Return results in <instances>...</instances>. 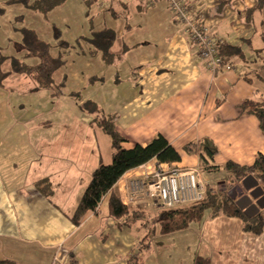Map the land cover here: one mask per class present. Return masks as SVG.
I'll return each mask as SVG.
<instances>
[{
	"label": "crops",
	"instance_id": "0c3cea01",
	"mask_svg": "<svg viewBox=\"0 0 264 264\" xmlns=\"http://www.w3.org/2000/svg\"><path fill=\"white\" fill-rule=\"evenodd\" d=\"M186 1L192 7L190 17L222 36L226 45L242 48V59H229L239 70L220 68L211 73L167 0L151 8L139 0H109L115 10L131 12L140 21L124 29L132 34L123 51L129 54L126 69L133 68L134 92L110 114L127 138V148L147 145L163 135L182 156L170 164L200 169L199 157L186 153L184 147L204 140L217 148L216 164L228 160L250 164L264 152V135L257 118L244 112L241 104L264 97V63L255 59V50L264 53V4L258 7L259 0ZM95 139L54 143L0 139V261L159 264L153 240L148 239L150 246L144 243L147 233L139 220L103 217L102 203L101 212H87L80 224L72 221L92 171L100 162L112 160L111 137L97 133ZM130 171L113 187L123 201ZM42 179L48 180L50 192L38 190L36 184ZM138 194L137 205L146 209L132 208L160 210L145 199V191ZM252 240L256 241L254 236ZM259 243L263 246L264 239Z\"/></svg>",
	"mask_w": 264,
	"mask_h": 264
},
{
	"label": "rangeland",
	"instance_id": "374dc122",
	"mask_svg": "<svg viewBox=\"0 0 264 264\" xmlns=\"http://www.w3.org/2000/svg\"><path fill=\"white\" fill-rule=\"evenodd\" d=\"M7 1L0 0V7L4 9L0 11V55L20 57L24 53L19 43L22 41L21 29L25 27L34 28L41 39L54 45V54H57L59 48L53 36L52 24L60 27L63 38L71 43L82 35L90 36L92 27L113 28L119 37L110 51L113 56L111 61L104 58L102 50L86 42H81L82 47L76 44L77 48L66 50L63 53L66 63L54 74L52 87L40 88L24 74L10 75L0 85V139L32 142L46 140L52 143L82 142L96 140L97 133L109 138V135L97 128L94 121L99 113L82 106V103L96 102L102 113L108 115L118 110L134 92L133 68L130 71L126 69L129 54H126L123 48L125 41L129 44L132 38L131 32L127 34L124 29L127 25H138L133 24L137 19L131 12L121 13L122 9H117V12L121 13L117 18L112 16L108 10L109 0H96L91 4L88 0H66L46 14H35L22 4L10 5ZM20 15L23 16L22 20L18 19ZM119 54L121 58L114 57ZM26 62L32 63L35 59ZM10 67V61H6L3 70H9ZM217 164L221 168L209 174L199 166L206 192L226 189L235 177L223 169L225 162L220 161ZM145 165L136 167L134 171L128 170L130 173L127 179L137 174L142 176L143 172H151L153 169L147 171L145 167L153 168L154 162ZM243 179L229 190L230 195L237 201L240 195L237 187L244 193ZM145 199H148L152 206L162 208L155 199ZM136 205L132 207H145L142 204ZM102 210V216H108L105 202ZM145 212L150 215L139 219V222L144 224V232L149 233L144 243H147L148 239L153 240V255L157 257L159 264H194L197 259L198 263L203 262V259L208 260L205 264H264V245L259 243L264 239V230L261 236L245 230L246 221L242 217L223 214L210 216L207 213L202 220L192 223L189 228L162 236L158 231H152L154 226L150 216L158 211ZM253 236L256 241L252 240ZM160 240L163 241L162 244Z\"/></svg>",
	"mask_w": 264,
	"mask_h": 264
},
{
	"label": "trees",
	"instance_id": "16d2710c",
	"mask_svg": "<svg viewBox=\"0 0 264 264\" xmlns=\"http://www.w3.org/2000/svg\"><path fill=\"white\" fill-rule=\"evenodd\" d=\"M65 1L8 0L7 2L10 5L22 4L35 14H46L55 7L65 3ZM94 1L96 0H88V3L91 4ZM258 2V7L264 4V0H259ZM1 10L4 9L0 7ZM108 10H110L112 16L116 18L119 16V13L111 4ZM18 19L22 20L23 16H18ZM51 27L53 29V36L57 41L56 46L59 48L57 54H54L52 51L54 45L41 39L37 30L29 27L22 28V41L19 44L21 51L24 53L20 57L9 54L0 55V85L11 74H24L30 77L40 88L52 87L54 84V74L66 63L63 53L71 47H76V44L82 47L80 45L81 42H86L94 48L102 50L105 59L111 61L113 58L110 50L117 38V34L113 28L103 27L95 29L92 27L90 36L82 35L74 43H71L66 38H63L60 27L56 24H52ZM128 27L131 26L128 25ZM220 54L227 62L230 61V58L238 57L242 59L245 55L242 48L226 44L220 47ZM257 58L264 63V53L261 50H255V59ZM29 59H35V62H26ZM6 61H10L11 67L9 70H3V65ZM82 106H86L89 110L99 113L97 114V118H94V121H96L104 133L111 137L112 160L109 164L100 162L92 171L90 181L73 215H71L72 221L75 224H80L87 212H101L102 210L99 211V208L103 201L107 204L108 215L118 222L122 220L127 222L147 218L148 213L132 208L130 204L125 203L113 187L128 170L148 163L153 159L159 163H176L181 161L182 156L180 152L161 134L154 137L147 145L137 143L133 147L127 148L124 146L127 138L118 130L114 115L102 113V110H100L96 102H84ZM241 108L244 112L253 114L257 118L264 134V97L261 99H246L242 102ZM184 150L188 154L199 157L200 167L205 173H214L221 168L215 162L218 150L210 141L204 140L188 143L185 145ZM223 169L235 176L226 189L218 191L208 190L204 199L200 201L176 208L160 209L155 215L150 216L154 226L152 231L154 233L158 231L161 235L179 232L189 228L192 223L202 220L208 213L210 216L223 214L225 216L242 217L246 221L244 223L245 230L251 231L256 235H262L264 230V209L260 210L255 216L249 217L243 209H240L236 202L237 199L230 195L229 190L248 175H253L264 190V152H259L250 164H240L228 160L223 165ZM36 186L40 192L45 193L51 191L50 184L46 179L38 181ZM156 228L158 229L156 230ZM148 235L149 233L144 238L148 237ZM146 245L148 246L149 242ZM202 261L198 263L197 259L194 264H205L204 262L208 260L203 259ZM0 264H16V262L11 259H3L0 261Z\"/></svg>",
	"mask_w": 264,
	"mask_h": 264
},
{
	"label": "built area",
	"instance_id": "2783aa9c",
	"mask_svg": "<svg viewBox=\"0 0 264 264\" xmlns=\"http://www.w3.org/2000/svg\"><path fill=\"white\" fill-rule=\"evenodd\" d=\"M146 8L153 7L159 0H139ZM175 20L185 28L190 42L197 48L198 56L206 68L215 74L220 68L239 70L237 64L227 62L220 54V47L225 40L209 29L198 19L190 17L192 7L186 0H167ZM146 166L145 164L141 167ZM149 173L142 176L129 177L124 184L127 204L136 205L137 195L145 191L146 195L155 199L161 207L171 209L202 200L206 194L199 168H183L167 163L155 162L154 167H145ZM147 180H146V178ZM150 178V179H148ZM131 179V181H128ZM145 180L147 182H145Z\"/></svg>",
	"mask_w": 264,
	"mask_h": 264
},
{
	"label": "water",
	"instance_id": "95a60500",
	"mask_svg": "<svg viewBox=\"0 0 264 264\" xmlns=\"http://www.w3.org/2000/svg\"><path fill=\"white\" fill-rule=\"evenodd\" d=\"M242 185L247 190L252 189L251 195L253 197L256 198V197L262 196L261 198H263V200H264V190L261 187V185H259V181L253 175L246 176L242 181ZM237 204L240 207V209L244 210L245 206L240 205L238 201H237ZM254 208H255V214L254 215H256L260 212L261 209L264 208V202H261L260 200H258L257 203L254 204ZM244 212L249 217L253 216V214L247 213L246 210H244Z\"/></svg>",
	"mask_w": 264,
	"mask_h": 264
},
{
	"label": "flooded vegetation",
	"instance_id": "af4514ba",
	"mask_svg": "<svg viewBox=\"0 0 264 264\" xmlns=\"http://www.w3.org/2000/svg\"><path fill=\"white\" fill-rule=\"evenodd\" d=\"M236 190H237V192H240V195H238V202H239V204L242 205V206H245L244 210H246L247 213L253 214V216H255L254 215L255 214L254 204L257 203L258 200H260L261 202H264L263 198H261L262 196H259V197H256V198L253 197L251 195L252 189H249V190L244 189L243 190L244 193H242L240 187H237Z\"/></svg>",
	"mask_w": 264,
	"mask_h": 264
},
{
	"label": "bare ground",
	"instance_id": "6f19581e",
	"mask_svg": "<svg viewBox=\"0 0 264 264\" xmlns=\"http://www.w3.org/2000/svg\"><path fill=\"white\" fill-rule=\"evenodd\" d=\"M167 164H169V165H171V166H178V165H173V164H170V163H167ZM179 167H181V166H179Z\"/></svg>",
	"mask_w": 264,
	"mask_h": 264
}]
</instances>
